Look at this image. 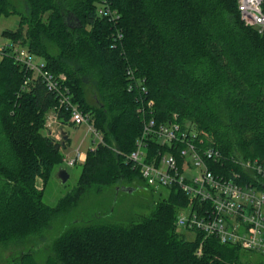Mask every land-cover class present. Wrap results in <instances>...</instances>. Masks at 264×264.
<instances>
[{
  "label": "trees",
  "instance_id": "obj_1",
  "mask_svg": "<svg viewBox=\"0 0 264 264\" xmlns=\"http://www.w3.org/2000/svg\"><path fill=\"white\" fill-rule=\"evenodd\" d=\"M99 1L26 0L19 27L2 32L66 74L104 139L88 151L77 186L47 204L44 185L67 144L41 132L57 100L40 82L22 88L26 72L10 49L0 57V249L13 250L8 264H239L242 253L258 255L209 237L198 257L204 236L179 232L187 199L176 188L146 214L121 219L116 204L121 186L156 190L127 159L142 131L129 69L145 79L159 122L177 114L225 155H264V30L243 22L237 0H110L116 26L99 17ZM13 9L0 0V17ZM89 194L106 196L91 207Z\"/></svg>",
  "mask_w": 264,
  "mask_h": 264
},
{
  "label": "built area",
  "instance_id": "obj_2",
  "mask_svg": "<svg viewBox=\"0 0 264 264\" xmlns=\"http://www.w3.org/2000/svg\"><path fill=\"white\" fill-rule=\"evenodd\" d=\"M237 1L243 22L263 32L264 0ZM96 8L99 17L118 24L120 16L110 0H100ZM122 38L116 27L114 41ZM8 49L26 72L23 89L40 82L57 100L55 116L62 108L69 113L72 125L88 128L93 136L91 151L104 143L91 115L74 101L66 74L50 71L43 58L20 42L1 43L0 57ZM127 77L128 90L138 93L137 112L142 121L135 149L127 159L134 163L146 186L156 190L176 188L186 197L187 204L180 209L176 226L264 257V155L248 159L225 155L209 144L205 131L193 122H181L177 114L167 122H159L145 79L131 69L127 70ZM67 163L73 166L77 159H68ZM201 252L200 245L198 253Z\"/></svg>",
  "mask_w": 264,
  "mask_h": 264
},
{
  "label": "rangeland",
  "instance_id": "obj_3",
  "mask_svg": "<svg viewBox=\"0 0 264 264\" xmlns=\"http://www.w3.org/2000/svg\"><path fill=\"white\" fill-rule=\"evenodd\" d=\"M10 3L14 6L13 12L15 13H9L8 15H3L0 17V44L3 42H9V40L5 39L2 35V32L6 29L16 30L19 27L20 23V17L16 12L27 14L28 6L26 4V0H9ZM103 21V20H102ZM70 26H74L76 22L72 23L69 22ZM26 26V25H25ZM25 28V27H24ZM20 41H22L20 39ZM38 56V55H37ZM42 58L41 56H38ZM91 115L94 123H95V115L91 112H86ZM72 124L70 121V118L66 115H63L61 117L59 114L58 116H55V113L53 111V108L48 111L46 115V121L44 124L43 129L41 132L47 136H51L55 138L57 141L61 142L62 138L60 136V133L62 132V125L63 124ZM74 126V125H73ZM76 127V126H75ZM65 130L70 135V143L68 146L64 149V160L60 162L59 165H57V168H55L51 178L49 179L48 183L44 185V201L49 204L50 206H56L59 203V200L67 195V193L71 190H73L77 186L78 178L82 170V165L85 163H77L73 166H69L67 163V160L72 157L76 159L75 154L77 148L81 151H89L92 147V140L93 136L86 128H79V127H70L66 126ZM86 160V159H85ZM59 168H67L70 177L68 181L63 184L61 180L58 178V170ZM138 184V183H136ZM38 186L40 188H43L42 181H38ZM123 187H129L133 188L134 186H121V188L118 189L119 195H118V217L124 218L126 215H132L133 214H146L151 210V207H153L154 202L160 201L163 198H166L170 195V189L169 188H160L158 190H152L150 188L146 189L144 186L134 188L133 191H127ZM108 192V191H107ZM106 195H100L97 197L95 194H89V196L86 197L87 202L85 204L90 205L95 200L97 202L103 201ZM68 220V219H67ZM65 220V221H67ZM180 233L185 234L186 238L188 240H195L196 233L191 231H186L184 229L179 228L178 229ZM206 239L204 238L201 242V246L203 248L204 243ZM12 249H7L5 247H2L0 249V264H8L11 260V257L14 255L12 253ZM197 256L201 257L203 255V250L201 253H198L197 250ZM264 257L262 255H252V254H245L242 253L239 256V264H257V261H262Z\"/></svg>",
  "mask_w": 264,
  "mask_h": 264
},
{
  "label": "water",
  "instance_id": "obj_4",
  "mask_svg": "<svg viewBox=\"0 0 264 264\" xmlns=\"http://www.w3.org/2000/svg\"><path fill=\"white\" fill-rule=\"evenodd\" d=\"M61 133H62V142L61 143L63 146H65V142L68 140V136H67L65 131H62ZM57 175L63 184H65L70 177V174H69L67 168H59ZM123 188L127 191H133L134 190V188H129V187H123Z\"/></svg>",
  "mask_w": 264,
  "mask_h": 264
},
{
  "label": "crops",
  "instance_id": "obj_5",
  "mask_svg": "<svg viewBox=\"0 0 264 264\" xmlns=\"http://www.w3.org/2000/svg\"><path fill=\"white\" fill-rule=\"evenodd\" d=\"M66 126H70V127H74V128H76L75 126H73L72 124H63L62 125V131H65L66 132V134H67V136H68V140L66 141L67 142V144H66V147L68 146V144L70 143V135H69V133L65 130V127ZM83 128H86L87 129V131H88V133H89V130H88V128L87 127H85V126H82ZM79 128H81V127H79ZM62 138V137H61ZM87 153H88V151H81V150H79L78 148H77V150H76V154H75V158L77 159V161L79 162V163H83L84 161H85V159H86V156H87ZM69 159H74V158H72V157H70Z\"/></svg>",
  "mask_w": 264,
  "mask_h": 264
},
{
  "label": "bare ground",
  "instance_id": "obj_6",
  "mask_svg": "<svg viewBox=\"0 0 264 264\" xmlns=\"http://www.w3.org/2000/svg\"><path fill=\"white\" fill-rule=\"evenodd\" d=\"M63 198V197H62Z\"/></svg>",
  "mask_w": 264,
  "mask_h": 264
}]
</instances>
